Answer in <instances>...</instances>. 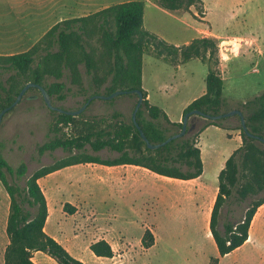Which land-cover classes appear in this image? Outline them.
I'll use <instances>...</instances> for the list:
<instances>
[{"label": "rangeland", "instance_id": "1", "mask_svg": "<svg viewBox=\"0 0 264 264\" xmlns=\"http://www.w3.org/2000/svg\"><path fill=\"white\" fill-rule=\"evenodd\" d=\"M125 1L128 0L101 1L98 7ZM27 7L19 4L18 16H26ZM41 7L38 6L39 9ZM46 8H41L39 12ZM86 13L82 11L76 15ZM34 14L36 18L72 16L59 14L56 6L49 13ZM31 22L21 19L11 23V32L16 37L11 45L0 46L8 48L2 49L1 55L29 50L50 27L60 21L50 19ZM143 28L178 47L200 37L216 40L218 69L223 80L222 98L225 101L222 113L239 109L264 89V0H199L188 10L173 12L159 7L156 0H144ZM184 64L180 68L178 65L181 64L173 66L153 53H145L142 58L143 86L151 91L152 101L163 100L168 104L172 119L177 118L178 109L185 99L197 92L199 87H205L207 66L196 59ZM80 70L83 86L89 89L90 77L85 74L83 66ZM169 80L172 81L173 90L168 96L160 95L157 92L159 84ZM64 81L69 88L67 98L62 102L54 100L52 104L65 110H77L84 103L85 96L79 92V87L71 85L66 79ZM96 95L104 94L101 92ZM135 102L136 98L131 94L120 95L112 100L95 99L81 115L84 119H90L110 117L118 112L122 116L119 119L128 121ZM54 120L55 115L37 92L25 93L20 102L3 115L0 123V155L14 169L22 163L27 168L26 176L22 178L8 175L9 183L22 188L26 178L35 170L67 156L61 149L41 157L37 155V146L53 136L50 128ZM222 122L232 129L209 127L199 135L198 140L202 150L203 181L212 192L217 186L222 162L238 148L237 145H241L239 119L233 116ZM205 123L202 117L194 118L187 125V135L194 134ZM95 155L102 159L118 156L108 150ZM93 168L90 164L70 166L55 172L56 176L46 177L43 183L49 186L46 187L51 211L48 229L52 237L83 264H213L215 258L218 264H264V238L261 240L262 245L257 244L258 249L245 246L219 257L212 237L208 235V218L206 220L205 217L207 208H203L200 215L187 206L180 194L179 187H185L183 182L162 177H156L155 180L137 172L135 176L138 184L133 186L123 204L112 195L107 184L112 178L109 172H96ZM173 196L180 207L178 213L170 215L163 209L166 203L172 202ZM60 201L74 205L78 212L74 215L63 213L62 208L57 206ZM75 201L76 205L72 203ZM9 205V197L0 183V264H4L1 254L5 245L3 229ZM23 206L33 212L26 203ZM244 211V204L232 198L227 199L221 209L218 228L222 231L224 223L238 221ZM137 219L146 221L153 228L141 227ZM145 230L152 233L154 241L157 239L154 247H142L141 238ZM97 238H103L113 246L116 254L112 258H98L89 251V243Z\"/></svg>", "mask_w": 264, "mask_h": 264}, {"label": "trees", "instance_id": "2", "mask_svg": "<svg viewBox=\"0 0 264 264\" xmlns=\"http://www.w3.org/2000/svg\"><path fill=\"white\" fill-rule=\"evenodd\" d=\"M198 1L156 0V3L173 12L188 10ZM143 15L144 0L117 3L84 17L56 23L25 52L0 55V112L14 102L27 83L42 86L52 102H62L67 98L69 88L64 79L79 87V92L85 96L84 103L90 96L101 92L107 96L118 90H139L143 102L136 114V122L151 144L161 143L171 134L180 132L182 124L171 122L160 108L151 105L142 89V58L145 53H153L173 66L194 59L205 64L208 69L205 93L189 104L183 115L195 109L204 114H221L225 101L222 98L223 80L218 69L216 40L196 38L182 47L174 46L146 31ZM81 66L90 77L89 89L83 86ZM27 92L40 94L36 88ZM88 93L90 95L86 97ZM131 95L137 101V95ZM238 110L243 114L249 133L264 138V89ZM50 112L55 115L50 128L53 136L37 146V155L41 157L61 149L67 156L35 170L20 188L9 183L8 175L18 179L26 176V165L22 163L14 169L0 155V183L10 200L6 222L9 242L4 251V264H35L32 257L37 251L57 264H83L44 232L48 210L39 179L80 164L105 167L133 165L162 177L182 181L196 179L203 172L199 135L209 126L232 129L223 125V119L212 121L202 117L206 123L194 134L187 135V128L184 137L150 150L131 116L128 121L119 119L122 116L116 112L110 117L84 119L81 114L74 117ZM196 116L201 117L192 115L188 123ZM238 130L241 145L226 159L218 173L217 193L209 217V232L219 257L243 245L254 214L264 204V144L245 134L240 119ZM102 150L115 152L118 156L102 159L95 155ZM231 198L244 204L245 211L238 221L224 223L221 231L218 228L221 209ZM23 203L33 212L25 209ZM75 211L76 208L68 202L62 205V212L67 215H73ZM153 243L152 233L145 230L141 238L142 247L148 249ZM88 249L98 258L113 257V249L104 239L91 243ZM213 264H218V259H213Z\"/></svg>", "mask_w": 264, "mask_h": 264}, {"label": "crops", "instance_id": "3", "mask_svg": "<svg viewBox=\"0 0 264 264\" xmlns=\"http://www.w3.org/2000/svg\"><path fill=\"white\" fill-rule=\"evenodd\" d=\"M101 1H106V0H0V46L1 47H3V46L7 47V46L11 45V43H12L11 41H13L15 39L16 35L12 34L13 32H11V29H10L12 22H17V21H20L21 19L22 20L23 19L24 20H30V22L36 21V20H50V19H54L56 21L75 19V18L84 17V16L88 15L89 13H95L101 9H104L106 7L113 5V4H108V5L105 4L104 6L99 8L98 6L101 4ZM128 1H134V0H128ZM19 4H25L28 6L27 7L28 12L26 13V16H18L17 11H18V5ZM38 6H42L41 7L42 9H45L47 7L46 10L42 11L43 13H49L50 11H52V8L54 6H56L59 14L60 13L61 14H71L72 16H46V17L41 16L40 18H36L37 16H35L36 14H34V13L43 14L42 12H39L41 10V8L39 9ZM82 11H85L87 13L83 14V15L82 14L76 15L78 12H82ZM31 24H32V22H31ZM189 43H187V44H189ZM2 49L7 50L8 48H0V52L3 51ZM23 52H25V51H23ZM19 53H22V52H19ZM184 65L185 64H181L178 66L180 68ZM176 69H177V67H176ZM141 86H142V89L146 92V95H147L146 98H147L148 102L151 105H154V106H157L158 108H160L167 115L168 119L173 123L181 122L184 110L189 106V104H191L194 100H196L197 98H199L200 96H202L205 93V87L204 86L199 87L197 92L192 93L190 95V97H188L187 99H185L182 102L180 108L178 109L179 113L177 114V118L172 119L171 115H170V109L171 108L163 100L152 101L151 91L143 86L142 78H141ZM173 88L174 87H173L172 81L169 80L167 83L161 82L157 88V92H159L160 95L163 94V95L168 96V95H170V91H172ZM194 118L196 119L198 117L196 116ZM209 127H214V126H209ZM209 127H207V128H209ZM207 128H205L203 131L207 130ZM237 146L239 147V145H237ZM200 151H201V156H202L201 147H200ZM202 163H203V161H202ZM224 163L222 162L221 169L223 168ZM90 165L94 166L93 169L96 172L104 171V170L106 172H109V175H111L112 178L110 179L111 181L107 182V184L109 185V188H111L112 195L114 197L118 198V200H120L121 203H123V204H124L125 198L130 196L131 190L133 189V186L138 184V178L135 176V173L141 172L145 176L152 177L155 180H157L156 177H162V176H159V175H156V174L150 172L147 169L137 167V166H133V165H119V166H114V167H105V166H101V165H97V164H90ZM54 173H51V174L47 175L46 177L56 176V175H54ZM203 175H204V168H203V172H202L201 176L196 178V179H192V180H188V181H182V180H177V179H172V180L180 181V182L184 183L183 185H185V187L184 186L179 187V188H181L180 194L185 198L187 206H189V208H192V211H195L196 213L201 215L203 208H207V212L205 214L206 215L205 217H206V220L208 218V224H209L210 212H211V208H212V205H213L216 193H217V186L214 187V191L212 192L210 189V186H208L203 181L204 180ZM46 177L39 179L38 184H39V186H40V188H41V190H42V192L46 198L47 210H48V216H47V219H46L45 224H44V232L47 235H49L50 237H52V235L48 229L51 211H50L49 199H48V196L46 193V189L49 188V186H46L43 184ZM162 178H167V177H162ZM167 179H171V178H167ZM99 181H101V180H99ZM202 194H204L203 195L204 199L201 201V199H202L201 195ZM197 195H199L200 197H197ZM176 200L177 199L176 198L174 199V196H173L172 202H168L165 204L164 209H163L164 212H166L170 215H174L175 213H178V207H180V205H178L176 203ZM76 202L77 201L72 202V203L75 204ZM63 203H65V202L60 201L57 203V206L62 208ZM72 206H74V205H72ZM175 206H176V208H175ZM75 208H76V211L74 214H76L78 212L77 207H75ZM136 221H138L141 224V227L144 226L146 228H149V227L153 228V225L150 226V224L146 223V221H144V220H140V219L138 220L137 219ZM6 222H7V220H6ZM6 222L4 224V229H3V231H4L3 232L4 233L3 238L5 239V245H4V247L2 249V253H1V254H3L2 260L4 258L5 248L9 242L7 235L5 236V234H6ZM205 225L207 228L206 221H205ZM262 234H264V204L261 205L257 209L256 213L254 214L252 221L250 223L249 230H248V238L243 243V245L240 246L239 248H242L245 246H252V247H255L256 249H258L257 244L262 245L261 240H262V238H264V236H262ZM208 235H210L209 227H208ZM100 239H103V238H97L93 242H96ZM93 242H91V243H93ZM156 244H157V239L155 238L154 244L151 247H154ZM89 245H90V243H89ZM111 247L113 249V255H115L116 252H115L113 246H111ZM239 248H237V249H239ZM32 261L35 264H57L53 259H51L46 254L39 252V251L33 253Z\"/></svg>", "mask_w": 264, "mask_h": 264}, {"label": "water", "instance_id": "4", "mask_svg": "<svg viewBox=\"0 0 264 264\" xmlns=\"http://www.w3.org/2000/svg\"><path fill=\"white\" fill-rule=\"evenodd\" d=\"M30 88H36L41 95V98L44 102V104L46 105V107L51 110V111H56L58 113H62L65 115H70V116H78L80 115L86 108L87 106L91 103V101L95 100V99H102V100H112L117 96L120 95H125V94H136L137 95V101L136 104L133 108L132 114H131V119L134 123V125L136 126L137 130L139 131L140 137L143 140V142L146 144L147 148L150 150H156L162 146H165L166 144L170 143L171 141L177 140L179 138H182L186 135L187 132V125H188V120L192 115H198L201 117H204L205 119L208 120H212V121H218L224 118H229V117H233V116H238L240 119V125L243 129V131L245 132V134L250 137V138H254L256 140H258L259 142H261L262 144H264V138H261L259 136H255L249 133L247 127H246V123H245V119L243 117V114L241 113L240 110L238 109H234L222 114H217V115H210V114H204L203 112L199 111V110H191L187 113H185L182 117L181 120V124H182V128L180 130V132L178 133H174L171 134L169 137L166 138V140H164L161 143L158 144H151L148 139L146 138V136L144 135V133L140 130L137 122H136V114L138 112V110L140 109L142 102H143V96L142 93L139 90H134V91H124V90H118L115 91L109 95H93L91 97H89L87 99V101L77 110L74 111H70V110H65L59 107H56L52 104V100L49 96V94L47 93V91L40 85L34 84V83H27L19 92V94L17 95L16 99L14 100V102L4 108L1 112H0V123H1V119L3 117V115L10 111L11 109H13L22 99V97L24 96V94L30 89Z\"/></svg>", "mask_w": 264, "mask_h": 264}, {"label": "built area", "instance_id": "5", "mask_svg": "<svg viewBox=\"0 0 264 264\" xmlns=\"http://www.w3.org/2000/svg\"><path fill=\"white\" fill-rule=\"evenodd\" d=\"M254 71H256V70H254ZM262 85L264 86V79H263V81H262Z\"/></svg>", "mask_w": 264, "mask_h": 264}]
</instances>
